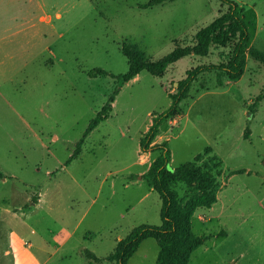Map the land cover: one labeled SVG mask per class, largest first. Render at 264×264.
<instances>
[{
    "label": "rangeland",
    "instance_id": "1",
    "mask_svg": "<svg viewBox=\"0 0 264 264\" xmlns=\"http://www.w3.org/2000/svg\"><path fill=\"white\" fill-rule=\"evenodd\" d=\"M150 1L45 0L49 24L8 36L41 13L0 0V264H112L105 258L133 228L160 226L161 200L145 179L158 153H142L140 139L187 72L226 63L231 48L185 57L162 77L139 73L84 137L118 85L113 77L127 71L124 41L158 60L193 45L195 34L228 10L220 0L145 8ZM229 1L242 11L247 48L264 51V0ZM222 80L218 87L214 72L199 75L151 145L167 144L169 170L205 154L222 161L210 208L200 207V194L186 184L171 185L178 247L187 221L203 239L187 264H264V99L249 112L264 94V65L246 55L242 77ZM158 250L146 239L126 264H156Z\"/></svg>",
    "mask_w": 264,
    "mask_h": 264
},
{
    "label": "trees",
    "instance_id": "2",
    "mask_svg": "<svg viewBox=\"0 0 264 264\" xmlns=\"http://www.w3.org/2000/svg\"><path fill=\"white\" fill-rule=\"evenodd\" d=\"M168 0H152L145 8L159 5ZM228 4L227 12L216 17L209 25L201 28L194 36V44L191 46L175 47L170 53L158 60H150L137 45L130 41H124L121 52L127 60V71L117 77V87L108 98L106 104L89 123L85 135L93 131L101 122L106 120L111 111L112 103L118 89L136 77L141 72H147L154 77H162L167 69L174 63L189 56L206 57L213 46L221 48L230 47L229 60L220 65H204L190 69L184 80L178 83L177 92L173 95L171 105L167 110L157 115L146 133L140 139V151L142 153L157 152L148 173L145 175L150 188L158 194L161 200L160 226L140 225L133 228L123 239L118 241L113 252L105 260L112 264H126L136 253L141 243L146 239L155 240L159 250L156 264H187L190 254L202 245L203 239L190 232L188 221L183 225L187 232V240L183 247H178V231L181 224L175 217V207L178 198L171 189L172 184L183 183L200 194V207L210 208L216 202L217 177L222 168V161L215 155L195 158L176 169L169 170L171 153L167 144L151 145L157 135L159 127L167 120H171L179 114V103L186 99L192 83L199 75L214 72L216 85L223 86V77L229 80H238L244 74V57L249 55L253 60L264 65V51L248 49L249 32L242 18V11L236 3L229 0H220ZM97 75H107L102 70L96 71ZM264 99V94L258 96L249 107V112L254 114L259 102ZM248 127L245 129L244 138ZM84 137L78 142L76 150L69 158L73 159L80 153ZM191 211L188 219L192 217ZM86 256L98 262L92 253Z\"/></svg>",
    "mask_w": 264,
    "mask_h": 264
},
{
    "label": "crops",
    "instance_id": "3",
    "mask_svg": "<svg viewBox=\"0 0 264 264\" xmlns=\"http://www.w3.org/2000/svg\"><path fill=\"white\" fill-rule=\"evenodd\" d=\"M21 4V10H26V8L31 9V11L33 12H40L41 14H39L37 16V22H34L32 20H28L26 22H22L20 25H18L17 27H15L14 31L7 33V35L9 36V34H17L20 33L22 30L25 29H35L38 24H49L50 22V16L46 15L44 13H46L45 10V5L46 2L45 0H18ZM24 7V8H23ZM57 17H60L59 14L56 15ZM36 33V32H34Z\"/></svg>",
    "mask_w": 264,
    "mask_h": 264
}]
</instances>
